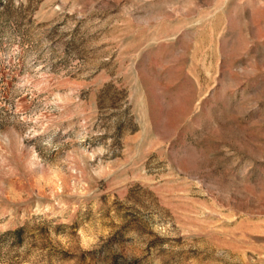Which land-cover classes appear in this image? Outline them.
<instances>
[{"label": "rangeland", "instance_id": "1", "mask_svg": "<svg viewBox=\"0 0 264 264\" xmlns=\"http://www.w3.org/2000/svg\"><path fill=\"white\" fill-rule=\"evenodd\" d=\"M0 264H264V0H0Z\"/></svg>", "mask_w": 264, "mask_h": 264}]
</instances>
